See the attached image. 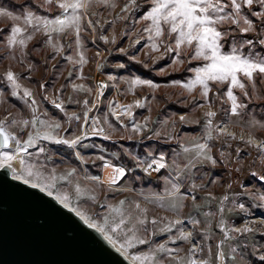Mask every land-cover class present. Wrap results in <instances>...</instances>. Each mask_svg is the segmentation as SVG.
Instances as JSON below:
<instances>
[{
    "label": "rangeland",
    "instance_id": "rangeland-1",
    "mask_svg": "<svg viewBox=\"0 0 264 264\" xmlns=\"http://www.w3.org/2000/svg\"><path fill=\"white\" fill-rule=\"evenodd\" d=\"M0 126L140 264H264V0H0Z\"/></svg>",
    "mask_w": 264,
    "mask_h": 264
},
{
    "label": "water",
    "instance_id": "water-1",
    "mask_svg": "<svg viewBox=\"0 0 264 264\" xmlns=\"http://www.w3.org/2000/svg\"><path fill=\"white\" fill-rule=\"evenodd\" d=\"M16 143L0 126V264H140L78 210L21 178V156H1Z\"/></svg>",
    "mask_w": 264,
    "mask_h": 264
},
{
    "label": "built area",
    "instance_id": "built-area-1",
    "mask_svg": "<svg viewBox=\"0 0 264 264\" xmlns=\"http://www.w3.org/2000/svg\"><path fill=\"white\" fill-rule=\"evenodd\" d=\"M95 88H96V94H95V105H97V100H100L102 99V97L106 94V90H107V84H106V81L104 79V77H100L99 80H95ZM86 103V102H85ZM85 103H82V105H85ZM62 101L60 99L59 103H55L54 102V106L56 108H59V109H62ZM88 120H90L91 123L95 122L96 121V118L95 117H91L89 118ZM158 171H160V168L158 169ZM157 171V172H158ZM147 172L149 174L151 173H157V172H154V170H147Z\"/></svg>",
    "mask_w": 264,
    "mask_h": 264
},
{
    "label": "bare ground",
    "instance_id": "bare-ground-1",
    "mask_svg": "<svg viewBox=\"0 0 264 264\" xmlns=\"http://www.w3.org/2000/svg\"><path fill=\"white\" fill-rule=\"evenodd\" d=\"M257 144L261 145L260 143H258L257 141H255ZM112 166V165H111ZM159 165L157 163H152L149 167V170H154V172H157L159 169ZM121 169V168H120ZM124 171V170H123ZM119 172V171H118ZM116 173V174H115ZM119 175L121 176V173H118L117 176V172L115 170V168L112 167H106L104 170V181L105 182H114L116 180V176L117 178H119ZM257 222H261L263 221L262 219H257ZM193 249H197V245L194 243L193 245Z\"/></svg>",
    "mask_w": 264,
    "mask_h": 264
},
{
    "label": "crops",
    "instance_id": "crops-1",
    "mask_svg": "<svg viewBox=\"0 0 264 264\" xmlns=\"http://www.w3.org/2000/svg\"><path fill=\"white\" fill-rule=\"evenodd\" d=\"M121 169H122V168H121ZM122 171H123V169H122ZM126 172H127V171L124 170V171L121 173V178L126 174ZM117 173H118V172H117ZM161 196H163V195H161Z\"/></svg>",
    "mask_w": 264,
    "mask_h": 264
},
{
    "label": "trees",
    "instance_id": "trees-1",
    "mask_svg": "<svg viewBox=\"0 0 264 264\" xmlns=\"http://www.w3.org/2000/svg\"><path fill=\"white\" fill-rule=\"evenodd\" d=\"M175 76H183V75H175ZM122 157V156H121Z\"/></svg>",
    "mask_w": 264,
    "mask_h": 264
}]
</instances>
